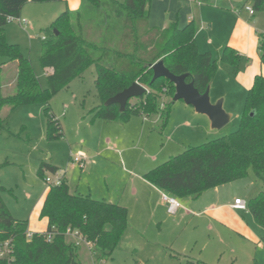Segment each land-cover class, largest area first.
<instances>
[{"label":"trees","instance_id":"obj_1","mask_svg":"<svg viewBox=\"0 0 264 264\" xmlns=\"http://www.w3.org/2000/svg\"><path fill=\"white\" fill-rule=\"evenodd\" d=\"M49 1L53 0H0V128H5L16 107L44 103L47 138L62 137L64 130L52 111V98L93 65L100 103L88 110L92 120L119 122L132 115L149 117L161 111L165 129L176 86L166 77L153 79L155 63L162 61L176 75L188 73L187 81H194L202 93L211 85L219 59L236 67L240 63L239 51L229 44L218 58L202 52L197 47L193 21L184 26L174 21L163 29L151 26L152 0H80L77 10L66 9L54 19L52 37L42 44L41 63L47 80L44 87L20 44L6 38L5 26L10 17L21 16L27 2ZM199 1L239 9L250 4L255 12H264V0ZM258 45L264 65V32ZM134 82L147 89L134 103L129 101L124 110L119 104L106 103ZM248 92L237 130L168 156L144 177L162 191L183 199L246 178L251 168L262 189L249 198L248 208L263 227V73L254 75ZM165 95L171 102L160 109L159 99ZM5 107L8 110L2 113ZM58 168L43 161L38 174L43 177L45 169L56 172ZM5 190L0 182V264H84L79 246L67 238L68 230H77L90 242L96 262L102 263L112 256L129 226L127 206L73 191L65 179L57 186H48L45 192L40 217L46 218L47 229L43 233L30 232L28 220L17 218L8 208Z\"/></svg>","mask_w":264,"mask_h":264},{"label":"rangeland","instance_id":"obj_2","mask_svg":"<svg viewBox=\"0 0 264 264\" xmlns=\"http://www.w3.org/2000/svg\"><path fill=\"white\" fill-rule=\"evenodd\" d=\"M152 2L151 22L154 27L161 29L174 21L185 25L195 17L193 23L197 47L201 50H211L215 58L221 55L227 43L231 44L229 41L237 40L233 31L234 20L224 18L213 4L200 3L199 0H152ZM80 6V0L27 2L19 17L23 23L13 18L5 26L6 38L12 43L20 44L22 52L29 56L44 87L47 86V80L41 63L42 44L52 37L54 19L64 10H77ZM242 11L250 15L249 23L252 30L260 37L264 32V12L256 11L255 15H251L245 7ZM250 46L249 49L241 51L240 63L237 67L219 59L213 84L210 85L213 102L227 98L223 101V108L231 113V119L226 126L212 127L206 114L196 111L183 99L171 102V98L166 95L159 99L160 109L171 102V112L164 131L166 130L168 137L172 138V142L169 144L168 137L160 133L159 140L155 144L159 146L157 148L164 149L158 157V164L166 161L170 155L183 152L186 147L198 146L240 127L244 104L249 93L248 88L243 84V76L258 70L264 74V66L261 67L259 61V48L254 44ZM95 77L96 67L91 65L81 77L73 79L68 88L53 96L51 107L62 123L65 132L62 137L54 140L47 138V115L44 111V103L21 105L10 113L5 128H0V182L6 187L3 192L4 200L14 216L26 220L31 218L42 227V222L46 218L40 217L41 192L43 187L48 186L45 174H51L52 171L45 169L43 177L39 176L41 163L47 161L59 166L62 173L66 172L70 183L73 178L79 180L80 172L90 166L83 168L80 164L74 167L70 165L72 163L69 159L70 148H84L89 153L93 152L96 159L108 158L107 152L98 153L97 150L92 149H97L96 145L100 144V141L104 144L107 137L114 136L115 132L109 127L117 125L120 130V145L116 151L114 149L115 152L111 151L109 158L112 159V164L107 168H98L97 164L94 188L98 189V195L103 197L102 199L125 203L129 207V226L123 232L119 244L108 260L102 263L96 262V256L91 253L90 247L85 242L79 245L80 258L84 264H175V261L169 259L159 246L163 235L161 225L155 220L150 221V215H147L149 203L154 202L152 197L154 193L147 191L142 193L143 197H140V192L133 191V183L124 181V176L127 175L129 178L135 174L137 176L139 170L145 167L143 163L147 158H144L143 150L146 146L147 134L151 130L142 137L143 129L140 126L144 118L139 115H132L119 122L100 118L92 120L88 110L100 103ZM136 100L137 97H134L130 102L134 103ZM7 110L8 108L5 107L2 113H6ZM146 119L147 124L159 120L160 129L162 128L161 111L153 113L149 119ZM81 139L87 142L83 144ZM128 147L132 148L124 150ZM149 147L153 148V143ZM113 153L116 156H113ZM120 154L126 155L127 160L119 159ZM126 184H128L127 188ZM260 189H262L261 183L250 168L246 178L220 185L217 191L208 190L200 200L202 202L210 195H217L221 201L231 202L236 196H240L247 202L248 208L249 198L256 195ZM194 211H198V208H194ZM250 223L251 225L246 227L245 234L228 225H219L223 243L218 242V234L209 232L211 234L209 245L212 250L209 253L212 258L210 264H264V226L259 227L253 217ZM69 235L67 234L68 239L69 237L75 239Z\"/></svg>","mask_w":264,"mask_h":264},{"label":"crops","instance_id":"obj_3","mask_svg":"<svg viewBox=\"0 0 264 264\" xmlns=\"http://www.w3.org/2000/svg\"><path fill=\"white\" fill-rule=\"evenodd\" d=\"M200 3H203V2H200ZM214 7L218 8L219 11L224 16V18L226 17L227 20H231V21L234 20L233 21L234 23L233 31L236 33L237 40L229 41L232 45L229 43L227 44L234 46L239 51V53H242L241 52L242 50L245 51L246 49H249L251 47L250 44L257 45L259 48V45H258L259 36H256V34H254V30H252V26L249 23L250 15L244 14L242 11L243 8H240V10L236 12L232 8H226V7L222 8L216 5ZM201 12H203V9H201ZM151 13H152V10H151ZM150 18H151V15H150ZM194 19L195 17L192 18V21H194ZM151 21H152V18H151ZM150 24L151 26H153L152 22H150ZM181 26H184V25H181ZM201 51L210 52L213 55L211 50H201ZM259 61H260V57H259ZM260 66L261 67L264 66L262 65L261 61H260ZM258 71H261V70H258ZM258 71L256 72L252 71L251 73L243 76L244 77L243 84H245V86L248 89L251 87L253 80H254V75L257 74ZM253 72L255 73L252 77ZM210 91H211V87H210ZM225 100H227L226 97H224L223 101ZM150 117L151 115L149 117H143L144 121H142L143 123L140 126L143 129L141 131L142 137L146 135L148 130H151L150 133L147 134V139L145 141L146 146L144 147V150H143L144 158H147L146 159L147 161L143 163V166L145 165V167L142 168L143 170H139L140 172H138L137 176L136 174L131 176L130 178L127 175L124 176L125 178L124 181L125 182L128 181V183L131 182V184L133 183L132 189L136 193L140 192V197L141 196L143 197L144 194L142 193H145L147 191L149 192L151 191L152 194L154 193V195L152 196L154 197V202L152 201L149 203L150 208H148L146 211H148L147 215L148 216L150 215V218H149L150 221L155 220L159 225H161L160 229H161V232L163 231V235L159 243L160 244L159 246L162 250H164L165 255L169 259L174 260L175 264H210L212 258L209 253L212 252V250L209 245V243L211 242V238H210L211 234L209 232H215L216 234H218V239H219L218 242H221V243L224 242V239H223V235L219 231L220 230L219 225H224V226L228 225L231 228L233 227V229L241 231L242 233L245 234L246 227L248 228L249 225H251L250 222L252 219V214H250L251 212L249 211L247 207L245 209L236 207L234 206V203H235L234 201H231V202L221 201L220 197H218L217 195H210L204 198L201 202L200 197L204 193L200 194V196L198 197L190 196V197H184L183 199H179L183 206L179 208L175 214L169 213L168 204H166L162 200V190L159 189L155 184L150 183L144 177L145 172L152 169V167H155L156 165H158V162H159L158 157L160 156V154L163 153L164 148L163 147L157 148L159 146H156L157 144H155L159 140L158 137L160 136V133L161 135L162 134L165 135L166 138L168 137V135L166 134V130L164 131V129H162L163 126L160 129L161 126H159V120H155V121L153 120L154 122H150V124H147L148 120L146 118L149 119ZM116 126L117 125H112V127H109L112 129V132H115L114 136L107 137L104 141L105 142L104 144L102 141H100L99 142L100 144L96 145L97 149H92L93 151L97 150L98 153L100 151L104 153L107 152L108 158L106 157L103 159L99 158L100 159L99 160L93 156V152L89 153L84 148H77V149H74L72 147L70 148L69 159H70L71 153H74L80 150L84 151L85 154L87 155L88 161L86 165L82 167L84 168L88 165L90 166V168L88 169L85 168L80 172L79 180H77L76 178H73L70 183L69 177L66 176V172L62 173L61 168L56 165L57 167H59L57 171L61 172L65 176V179L70 184L71 190L81 192L83 194H89V195L91 194L93 197L98 198V199L103 198V197H100V195H98L99 194L98 193L99 191H97L98 189H96V187L94 188V186L96 185V178L94 177L97 176L95 169H97V167L107 168L109 164H112L111 162H113L112 159L109 157L112 152H115L117 150L121 142L120 135H119L120 130ZM80 141L83 144L87 142L83 139H81ZM168 142L169 144H171L170 142H172V138L170 136L168 137ZM151 143H153V148L150 149L149 145H151ZM131 148L132 147H128L124 150H129ZM145 149H148V150H145ZM113 154H114L113 156H116L115 153ZM126 158L127 157L124 154L119 155V159L127 160ZM140 158H139V162H140ZM76 164L77 163H73L72 161L70 165H73L74 167V165ZM97 164L99 166H97ZM127 187H128V184H126V188ZM47 189H48V186L43 187V190L41 192L42 193V196H41L42 203L44 201V197L46 194L45 192L47 191ZM215 190L216 191L218 190V186L214 188V191ZM236 198H241V197L236 196L234 200ZM117 203H120V202H117ZM120 204L125 205V203H120ZM194 208H198V211H194ZM28 224H29L30 232H39V233L45 232L48 226L46 220L42 222V227H41L40 224L35 223L31 218H29ZM69 240H75V239H73L72 237H69Z\"/></svg>","mask_w":264,"mask_h":264},{"label":"water","instance_id":"obj_4","mask_svg":"<svg viewBox=\"0 0 264 264\" xmlns=\"http://www.w3.org/2000/svg\"><path fill=\"white\" fill-rule=\"evenodd\" d=\"M153 69V79L166 77L175 84L176 91L173 98L174 102L183 99L187 104L192 105L196 111L206 114L210 119L212 127L214 128H222L227 125L231 118V113L227 112L223 108L222 100H218L217 102H213L211 100L210 86L205 92H200L198 88L195 87L194 81H187L186 78L188 73L176 75L170 71V69L162 61L155 63ZM146 90L145 86L139 82H134V84L130 87L119 91L116 95L109 98L106 103L119 104L120 109L124 110L127 103L132 98L139 97L144 94Z\"/></svg>","mask_w":264,"mask_h":264},{"label":"built area","instance_id":"obj_5","mask_svg":"<svg viewBox=\"0 0 264 264\" xmlns=\"http://www.w3.org/2000/svg\"><path fill=\"white\" fill-rule=\"evenodd\" d=\"M245 8L249 12V14L255 15L254 14L255 11L250 4L245 6ZM232 9L236 12H238L240 10L235 5L232 6ZM13 18L18 19V21L23 23V20H21L20 18H17V17H10L9 19L12 20ZM70 159H71V161H73V163L80 164L81 166L86 165V163L88 161L87 155L85 154L84 151H81V150L74 152V153H71ZM44 177H45V180H46L48 186H57L65 180V176H63V174L61 172H58V171L52 172L51 174H45ZM162 200L166 204H168V212L171 214H175L176 211L183 206L177 197H175L169 193H166L164 191H162ZM234 202H235L234 206H236V207H240V208H244V209L247 207V202H245L241 198H236L234 200ZM67 234H70L75 238L74 241L76 243V246L77 245L79 246L82 242H85L89 247L91 246L90 242H88L85 238H83L82 235L77 230L76 231L68 230ZM48 237L51 238V235H48ZM7 246H8V242L6 243L5 247H7ZM2 254H4V251H2Z\"/></svg>","mask_w":264,"mask_h":264}]
</instances>
